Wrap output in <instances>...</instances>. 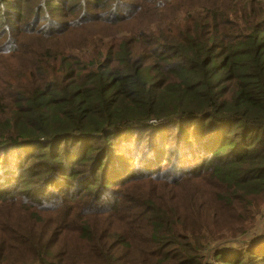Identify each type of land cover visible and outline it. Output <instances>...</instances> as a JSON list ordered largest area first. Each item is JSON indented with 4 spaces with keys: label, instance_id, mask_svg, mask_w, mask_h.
I'll use <instances>...</instances> for the list:
<instances>
[{
    "label": "trees",
    "instance_id": "obj_1",
    "mask_svg": "<svg viewBox=\"0 0 264 264\" xmlns=\"http://www.w3.org/2000/svg\"><path fill=\"white\" fill-rule=\"evenodd\" d=\"M0 70V264H264V0H0Z\"/></svg>",
    "mask_w": 264,
    "mask_h": 264
},
{
    "label": "rangeland",
    "instance_id": "obj_2",
    "mask_svg": "<svg viewBox=\"0 0 264 264\" xmlns=\"http://www.w3.org/2000/svg\"><path fill=\"white\" fill-rule=\"evenodd\" d=\"M107 15L112 16V14H107ZM17 31H20V30L17 29ZM114 35H116V32H111V31H98V33H97L98 37H113ZM34 40L36 41V38H34ZM1 74H2V72L0 70V76H1ZM167 130H169V129H167ZM145 136L146 135H144L143 137L141 135L140 136H134L133 141L139 140L140 138H142L144 140ZM134 144L135 143H130L127 146L132 147ZM14 150H15L14 148H8L6 151H0V158L6 155V159H8V162H9L10 159L13 158L12 155H13V153H15ZM17 154L18 153H15L14 157H17L18 156ZM135 157H138V155ZM139 160H140V158H139ZM5 165L6 164H3V166H5ZM10 167H12V164L10 165ZM176 169H177L176 166H172L167 170V173L175 172ZM11 170H12V168H11ZM14 174L15 173H13V170L11 171V173H7L6 175L4 173L0 174V185L2 186L0 188L4 189L7 187V185L13 186ZM159 187L162 189H165V190H170V189H172L173 186L161 185ZM77 194H79V193H77L75 191L72 193V196L69 198V203L70 204H76V207L79 209H82L83 204H86L88 206H92V207L94 206V208L97 209L99 212H104L109 207V204L111 203V198H108L109 193H107V192H105V193L100 192L99 197L105 196V200L110 202V203L96 204V205L92 200L93 197H90V198L89 197H82V196L78 197ZM74 199H78L79 202L78 203L74 202ZM36 200L43 201L46 204L50 203V199L48 197L47 198H38ZM124 204L129 207L128 213H142L143 214L142 217H144L146 219H149L150 216L152 215L151 212H148L146 209H144L145 205L142 204L141 200H133L132 202H125ZM4 206L5 205H0V208L3 209ZM19 208H21V207H19ZM97 219H99V218H97ZM144 226L146 227V225H144ZM263 235H264V212L262 215L261 214L259 215V219L257 221V227L255 229V238L259 237V239H262L264 237ZM239 239L240 240H246L245 237H241V236L239 237Z\"/></svg>",
    "mask_w": 264,
    "mask_h": 264
}]
</instances>
